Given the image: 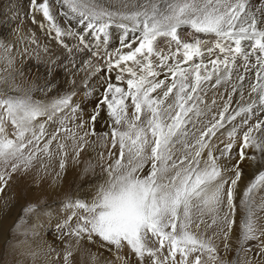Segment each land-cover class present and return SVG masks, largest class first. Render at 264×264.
Masks as SVG:
<instances>
[{
    "label": "snow or ice",
    "instance_id": "obj_1",
    "mask_svg": "<svg viewBox=\"0 0 264 264\" xmlns=\"http://www.w3.org/2000/svg\"><path fill=\"white\" fill-rule=\"evenodd\" d=\"M56 2L30 0L32 23H37L35 14L40 13L69 54L73 49L64 44L65 36L77 38V51L87 49L84 35L57 23L59 12L52 6ZM58 3L66 9L64 16L79 18L86 25L84 31L91 29L98 41L103 33L106 43L109 26L119 21L121 48L106 58L100 57L99 44L92 52L106 59L109 72L118 69L117 83H107L87 122L92 127L82 134L85 121L72 127L66 123L79 110L72 106L74 92L47 103L31 95L0 97V192L12 173L28 170L41 156L51 160L53 142L63 171L68 152L58 140L61 134L65 141H72L78 162L89 143L87 138L97 135L95 124L106 107L109 131L102 138L107 142L110 137L111 148H118V154L109 150L113 162L105 169L107 180L97 187L91 201L66 203L84 215L64 236L75 237L78 246L86 238L124 264H130L128 255H119L125 248L137 264H218L220 253L214 239L222 233L224 250H231L227 241L237 228L241 165L250 160L260 167L239 199L243 215L236 234L237 259L232 264H240L241 250L252 251L244 248L250 241L258 242L257 255H264L260 239L264 231L258 230L256 217L264 210V197L259 203L256 199L264 191V119L260 118L264 116V4L255 7L251 0H117L118 6H105L102 0ZM161 41L167 51L160 47ZM0 50L10 51L3 43ZM0 58L12 64L9 56ZM83 65L92 67L90 60ZM125 83L126 87L120 86ZM209 93L213 94L210 102ZM235 95L240 99L233 109ZM217 99L223 103L221 108H217ZM57 114L62 118L54 133L48 134L45 123L37 125L42 117L55 122ZM245 126L238 159L231 164L236 137ZM222 129L229 142L221 141V148L214 138H219L218 133L224 135ZM248 149L259 156L247 155ZM222 159L228 163L221 165ZM227 172L234 173V178H226ZM34 207L28 206L25 212ZM76 215L73 211L58 229L67 227ZM214 227L219 233L206 236ZM152 242L158 246L151 247ZM73 256V251H66L63 264H74ZM91 259H97L95 253Z\"/></svg>",
    "mask_w": 264,
    "mask_h": 264
},
{
    "label": "rangeland",
    "instance_id": "obj_2",
    "mask_svg": "<svg viewBox=\"0 0 264 264\" xmlns=\"http://www.w3.org/2000/svg\"><path fill=\"white\" fill-rule=\"evenodd\" d=\"M102 3L105 6L107 5L118 6L117 0H102ZM59 7L60 5L54 8V11L59 12V15H57V23L59 24V26L84 35L86 37L85 43H87L89 47L87 49H84L83 51H77V52L75 49L74 52L69 54V52L62 45L64 48L61 51L62 55L60 54V56H58L53 62H49V61L47 62L46 61L47 59L45 58V53L43 52V48H44L43 32H45V29L48 28V22L46 20L44 21V19H43L44 22H40L42 15H40V13H36L35 18H37L36 21H38L37 22L38 24L32 23L31 12H30L31 11L30 0H0V21H1L0 43H3L7 48L10 49L8 53H5L3 50H0V57L9 56L12 59V64L9 66L5 59L0 58V97H7L9 95L11 96L31 95V97L34 100L43 101L47 103L54 98L62 97L66 94L74 92L75 95L73 96V98L74 97L77 98L83 104L81 103L78 112L75 114V118L69 119L66 122L68 127H72L75 124H79L81 121L86 122L87 119L85 118V116H90L92 114L93 110L97 106L96 103H98L105 88L107 87V83L109 82L117 83L115 77L118 74V69H113L112 72H109V70L107 69L106 59H101L92 56V52L97 51V47H96L97 44L101 45L102 43L101 46L103 47L104 45V48L101 50L99 48L100 57L106 58L109 53H114L116 49H119L121 47V38L123 35L122 34L117 35V33L112 32L111 30H109L110 29L109 28L107 30L108 36L106 43L104 42L102 33H101V40L98 41L95 38V35L92 33L91 29L84 31L86 26L85 24L79 23V18H74L71 14L68 16H64L63 15L64 10L63 9L61 10V7L60 8ZM14 16L16 17V19L14 18ZM19 16L22 17L20 18ZM4 18L7 20H5ZM118 23L119 21H116L113 24H117V25H113V24L112 25L118 26ZM40 24H43L44 27H40ZM13 25H15L14 27L17 30L13 27ZM112 25H110L109 27H111ZM130 37L131 36L129 34L128 37L129 41L132 40ZM64 38L70 40L73 39L72 40L73 42L78 41L77 38L72 36H65ZM65 39L63 40L64 44H67V46L71 47V43H67ZM33 40L35 42H33ZM160 47L167 51L163 41H161ZM25 49L27 51H25ZM86 60L91 61V65H92L91 68H87L86 66L83 65V61ZM23 63L25 64L23 65ZM241 63L243 62L241 61ZM27 65L29 66V68ZM96 66L100 68L99 72L94 71V69L97 68ZM80 72L83 73L80 74ZM84 72L86 73V76ZM127 78L129 77L125 76V80ZM160 78L162 79L163 76H161ZM120 86L126 87V83L121 84ZM43 91L45 92V94ZM220 92L223 93L224 90L221 89ZM41 94L42 96H40ZM212 95H213L212 93H209L208 95L209 102L212 99ZM78 96L80 97V99ZM233 98L234 99H233L232 108L235 109L237 107L235 102L238 101L240 97L239 95H235ZM224 99H227V97L224 96ZM222 106H223L222 101L220 99L219 100L217 99V108H221ZM65 114L71 116V113L68 112L67 110L65 111ZM57 116H58L57 120L59 121V119L62 117L60 116V114H57ZM260 118L264 119V116H261ZM254 122H255V118H253V120L250 121V124ZM39 123H45L46 126V124L49 122L47 121L46 117H42L38 119L37 125ZM236 123H240L239 118H237ZM87 124L88 123L86 122L84 129L88 128ZM228 128L229 126L226 125V129ZM84 129L80 130L81 134L83 133ZM223 130L224 129H222L221 132H223L224 135H220V133H218L219 138L218 139L214 138V142L215 143L217 142L216 144L221 148L223 147V143H221V141H223L224 143L229 142L226 137L227 136L226 130L224 131ZM246 130H247L246 126L241 128L240 132L237 135L235 146L236 145L238 146H236L237 148L234 146L232 150L233 159L230 162L231 164H234L232 162L238 159L237 153L239 151L241 137L243 132ZM8 131L9 133H11L12 131L11 125H8ZM58 140L66 144V151L70 153L69 148H67V146H70L71 149H73L72 146L70 145L72 144L71 143L72 141L71 140L65 141L63 139V134H61L58 137ZM91 143L94 145L95 144L100 145V148L102 149L105 147L106 144L105 140H103L100 136H96V140H93L92 142L90 141L88 145L85 146V150L82 152L83 155L82 154L80 155L83 160L87 161L82 167V170L79 171L77 170V172L76 169H74L75 171H69L63 187L59 191H56L55 194L49 195V193L47 192L48 187H50V184L52 182L54 174L44 173L42 175L44 177L43 191L45 193L43 192L41 196L35 198L34 201L27 203V207L30 205H35V207L31 212H25L24 217L21 218L20 220V224L19 223L17 224L19 225V228L15 227L16 230L15 228H13L9 232V235H11V233L15 235H17L16 233L21 234L23 235L22 236L23 238L16 241V243L8 242L9 245L5 246V250L2 253V256L0 257V264H10V263L11 264H63V255L66 251L74 252L73 261L76 264H99L97 260L93 261L91 259L92 253L96 254L97 259L101 255H104L105 256L104 258L109 257L108 258L109 261L106 264H118V260L115 258V254L113 255L112 253L105 251L103 248L98 247L97 245L89 244L86 238L82 240L78 246L75 237H69L63 235L64 232H67L71 228H74V226H76V223L78 222V218L80 215H84V213L79 209L67 208L65 206L66 203L70 200L74 202L77 199L84 201H91L92 197L95 196L96 194L95 192L97 190V187L100 184L105 183V181L107 180V174L105 172V169L107 168L109 163L106 161L104 162V156L102 157L101 153H99L98 155L97 154H93L92 156L89 155L87 148L91 146ZM42 146H43V142L41 143V147ZM52 149L54 155L60 157L58 153L56 154L57 152L56 142H53ZM252 154L253 155L256 154L257 156H259L258 153L255 152V150L250 152L249 156H251ZM42 158L45 159V156ZM67 158H69V156H67ZM222 160H220L221 165L228 163L226 160L223 161ZM251 164H253V167H256V170H258L260 167L258 163H254L251 161ZM246 165L248 164L241 165V167L243 168V172L246 171L247 168ZM0 168H2V166H0ZM243 174L245 175L243 177L244 180L243 187L239 194L236 192V194L238 195L236 200L237 230H239V222L243 215V212L240 210L239 207V199L242 197L243 189L246 187L247 183L252 178L251 176L247 175V172ZM225 175L226 178H234V173L232 172H227ZM36 176L37 173L33 171V167L29 168L26 171L23 170V168H21L17 170V172L12 173L11 179L13 180V182L10 179L8 181V184H11L10 182H12L14 184L20 185L19 188L17 187L18 188L17 196L23 199L25 198V194L27 192V186H29V188L34 187V184L37 182L38 178ZM33 180L35 182H33ZM261 197H264V191H261L257 194L256 197L257 203L260 202ZM50 198L51 200H49ZM73 211L77 213L76 217H74L69 222L67 227L58 229L57 226L63 225L64 221L67 220L68 217L72 215ZM256 217H257L258 230L264 231L263 230L264 210L257 212ZM208 222L210 223V219L208 220ZM193 231H196L195 227H193ZM203 231L204 229L202 226L200 232L202 233ZM214 232L219 233V229L215 227L209 229L206 233V236H212ZM260 239L264 241L263 236H261ZM225 242L226 241L224 240L222 233L217 235L216 238L214 239V243L217 246V249L220 253V261L218 262V264H220V262H226V264H232V262L237 259L236 250L239 247V245L236 241V236L234 235L230 236L229 240L227 241V243L231 245L230 251L226 252L224 250ZM11 243L13 244L11 245ZM150 246L157 247L158 245L155 242H152ZM12 248L16 251L13 252ZM244 248H251L252 251H248V252H245L243 250L240 251L241 253V254L239 253L240 264L242 263L247 264V262L249 261L251 262V264H264V255H257V253L259 252L258 242L250 241L244 245ZM33 253H35V255H33ZM123 254L128 255L130 264H137L135 256L132 255L127 248H125L122 252L119 253V255L121 256H124ZM164 254L166 255L167 252L165 251ZM254 258L256 260V263L253 262ZM120 261L121 264H124L123 260ZM101 264H104L103 261ZM205 264H208V262L205 261Z\"/></svg>",
    "mask_w": 264,
    "mask_h": 264
},
{
    "label": "bare ground",
    "instance_id": "obj_3",
    "mask_svg": "<svg viewBox=\"0 0 264 264\" xmlns=\"http://www.w3.org/2000/svg\"><path fill=\"white\" fill-rule=\"evenodd\" d=\"M58 2V0H57ZM252 2V5L255 6V7H259L261 6V4H264V0H251ZM24 6V5H23ZM53 9L57 6H59V3H53ZM61 7V6H60ZM59 7V8H60ZM21 8V7H20ZM26 9V8H25ZM66 10L65 8L61 7V10ZM29 11V10H28ZM31 12V11H30ZM38 15V14H37ZM41 15V14H40ZM3 16V15H2ZM12 16V15H10ZM6 17V16H5ZM20 18L22 16H19ZM14 18L16 19V17L14 16ZM40 18V17H39ZM5 19V18H4ZM37 19V18H36ZM7 20V19H5ZM12 20V19H10ZM45 21V20H44ZM43 21V17L40 19V22H44ZM1 22V21H0ZM38 22V21H37ZM7 23V22H6ZM9 24V23H8ZM16 24V23H15ZM18 24V23H17ZM38 24V23H37ZM15 25H13L14 27ZM17 26V25H16ZM19 26V25H18ZM39 26V25H38ZM86 26V25H85ZM84 26V27H85ZM15 28V27H14ZM110 28V29H109ZM108 29L111 30L112 32H115L117 33V35H123V30L118 27V26H111L109 27ZM16 29V28H15ZM45 29V28H44ZM17 30V29H16ZM29 30V29H28ZM11 33V32H10ZM114 33V34H115ZM44 34V48H43V52L45 53V58L47 59L46 61L48 62H53L58 56H60L61 54V51L64 49L62 44H59L60 42L55 38V32L54 31H49V29H45V32H43ZM103 34V33H102ZM110 36V35H109ZM112 36V35H111ZM130 38L132 39L133 38V34L130 33ZM202 37L204 39H208V36L206 34H202ZM64 38V37H63ZM65 39V38H64ZM63 39V40H64ZM110 39V38H109ZM8 40V39H7ZM73 40V39H72ZM72 40L70 39H65V41L67 43H71V47L68 46V48H72L74 52L75 49H76V46L78 45V41L77 42H73ZM115 41V40H114ZM9 42V41H8ZM12 42V41H11ZM15 45V44H14ZM43 45V43H42ZM102 45V43H101ZM99 44V48L100 50L104 48V45L103 47ZM119 45V44H118ZM163 45V44H162ZM115 46V45H114ZM17 47V46H16ZM102 47V48H101ZM110 47V46H109ZM112 47V46H111ZM15 48V47H14ZM118 48V47H117ZM121 48V47H120ZM164 48V47H163ZM45 49H47V51H45ZM66 49V48H65ZM109 49V48H108ZM114 49V48H113ZM116 49V48H115ZM19 50V49H18ZM67 50V49H66ZM127 49H125L126 51ZM166 51V50H165ZM77 52V50H76ZM25 53V52H23ZM26 55V54H25ZM62 55V54H61ZM80 55V54H79ZM24 57V56H23ZM68 58V57H67ZM18 59V58H17ZM24 59V58H23ZM17 61V60H16ZM24 61V60H23ZM27 62V61H26ZM22 63V62H21ZM15 64V63H14ZM25 63H23L24 65ZM22 65V66H23ZM28 66V65H27ZM31 66V65H30ZM62 66V65H61ZM98 66V65H97ZM96 66V67H97ZM23 68V67H22ZM29 68V66H28ZM30 71V70H28ZM80 71V70H79ZM108 71V70H107ZM25 72V71H24ZM23 72V73H24ZM38 72V71H36ZM41 72V71H40ZM78 72V70H77ZM112 72V71H111ZM115 72V71H114ZM83 73V72H82ZM80 72V74H82ZM85 73V72H84ZM89 73V72H88ZM103 75V74H102ZM108 75V74H106ZM83 76V75H82ZM85 76H86V73H85ZM73 77V76H72ZM49 78V77H48ZM70 80V79H69ZM71 82V81H70ZM73 83V82H72ZM90 83V82H89ZM100 83V82H99ZM87 86V84H86ZM93 88V87H92ZM53 89V88H52ZM86 91V90H85ZM105 91V90H104ZM44 92V91H43ZM42 93V92H41ZM47 93V92H46ZM93 93V92H92ZM43 94V93H42ZM42 94L40 96H42ZM45 94V92H44ZM48 94V93H47ZM79 94V93H78ZM97 94V93H96ZM81 95V94H80ZM92 96V95H91ZM94 96V94H93ZM92 96V97H93ZM79 97V96H78ZM80 99V97H79ZM93 99V98H92ZM209 99V98H208ZM234 99V98H233ZM88 100V99H87ZM219 100V99H218ZM220 102V101H219ZM81 101H79L77 98H72V106H79L81 105ZM83 104V103H82ZM85 105V104H84ZM97 105V103H96ZM235 105V104H234ZM236 106V105H235ZM93 113V112H92ZM79 114V113H78ZM81 114V113H80ZM87 114V113H86ZM88 115V114H87ZM89 117L90 116H85V118L87 119L86 122L89 121ZM110 123V121H108V117H107V109L106 107L104 108L103 111H101L100 113V117L99 119L97 120L96 124H95V130H96V133L97 135L96 136H100L102 138V134L104 132H107L109 131V128L107 127V123ZM59 121L56 120L55 122H49L46 124V129H47V132L50 134L54 133L56 131V129L58 127H60V125L58 124ZM58 124V125H57ZM87 127L88 128H85V130H88L92 127V125L90 123L87 124ZM224 131V130H223ZM96 136H89L87 139L89 140V142L93 141V140H96ZM221 137V136H220ZM227 137V136H226ZM237 138V137H236ZM103 139V138H102ZM223 139V138H222ZM104 140V139H103ZM238 140V139H237ZM225 141V140H224ZM219 142V141H218ZM226 142V141H225ZM72 143V142H71ZM217 143V142H216ZM238 144V143H237ZM72 146V144H70ZM238 146V145H236ZM235 146V147H236ZM67 148H69V151L70 153H68V156L69 158L66 157V164H65V168L63 169V171H61L60 167H59V161H60V157H57L56 155H53L52 159L49 160L48 157L45 156V159H43L42 157H39L38 160L34 163V165L32 166L33 167V171L35 173H37V182L34 184V187H30L27 186V192L25 194V198H21V197H18L17 196V193H18V188L20 187V185L18 184H14L12 182H10L11 184H8L7 187L5 188V190L3 192H0V257L2 256V253L4 252L5 250V246H8V242H13V243H16V241H18L19 239L23 238L21 234H18L16 233L17 235L11 233V235H9V232L17 227V224L19 223L20 224V220L21 218L24 217L25 215V209L27 208V203L28 202H32L35 200V198H37L38 196H41V194L44 192L43 191V188H44V181H43V174L44 173H50V174H54L53 176V179H52V182L50 184V187H48V190L47 192L50 194H55L56 191H59L64 183H65V180H66V177L69 173V171H75L74 169H76V172L77 170H82V167L84 166L85 162H87L86 160H83L81 158V156L79 157V161L76 162L74 160V150L71 149L70 146H67ZM73 148V147H72ZM237 148V147H236ZM109 150H111L112 152L118 154V148L117 149H112L111 148V140L110 138L108 139V141L106 142L105 144V147L102 149L100 148V145H97V144H92L91 143V146L87 148V151L89 153V155H93V154H103L104 156V162H108L109 164L113 162V158H109ZM237 150V149H236ZM254 149H248L247 150V155H250V152H252ZM57 154V152H56ZM82 154V153H81ZM83 155V154H82ZM253 155V154H252ZM256 155V154H255ZM259 155V154H258ZM95 157V156H93ZM71 158V159H70ZM85 158V157H84ZM223 161V160H222ZM235 161H233L232 163H235ZM244 164H248L246 165L247 168H246V171L243 172V173H246L247 172V175L249 176H253L254 174V171H256V167H253V164H251V161L248 160V161H245ZM252 166V167H251ZM74 174V173H73ZM73 176V175H72ZM245 175L243 174V177ZM248 176V177H249ZM243 177H242V180L239 182L238 186H237V190L236 192L239 194L241 192V189L243 187ZM46 178V176H45ZM21 179V178H20ZM68 180V179H67ZM33 182H35L33 180ZM46 185V184H45ZM48 185V184H47ZM18 187V188H17ZM47 189V188H46ZM64 189V188H63ZM20 190V189H19ZM46 192V193H47ZM90 192V191H89ZM45 193V192H44ZM96 193V192H95ZM43 196V195H42ZM88 196V195H87ZM236 196H238L236 194ZM42 199V197H41ZM53 199V198H52ZM40 200V199H39ZM51 200V198L49 199ZM53 216V215H52ZM27 217V216H26ZM55 217V215H54ZM264 219V218H263ZM23 220V219H22ZM263 222V221H262ZM75 227V226H74ZM16 230V228H15ZM264 230V229H263ZM14 232V231H13ZM238 233V230L236 228V232L233 234L234 236H236V234ZM264 238V236H263ZM72 239V238H71ZM11 243V245L13 244ZM43 243V242H42ZM45 243V242H44ZM43 246V245H42ZM48 246V245H46ZM77 247V246H76ZM253 247V246H252ZM78 248V247H77ZM255 248V247H254ZM11 249V248H10ZM7 250V249H6ZM12 251H16L12 248ZM99 251V249H98ZM97 251V252H98ZM237 251V250H236ZM10 252V251H9ZM7 252V253H9ZM237 253V252H236ZM12 254V253H11ZM32 254V253H31ZM113 254V253H112ZM241 254V253H240ZM239 254V255H240ZM114 255V254H113ZM124 255V254H123ZM15 256V255H14ZM13 256V257H14ZM28 256V255H27ZM10 257V256H9ZM8 257V258H9ZM12 257V259H13ZM31 257V256H29ZM97 257V256H96ZM105 256L104 255H101L99 256L98 259H96L99 264L103 263L106 264L109 260L107 258H104ZM7 258V257H6ZM177 259H179V256L177 257ZM134 260V259H133ZM255 260V258H254ZM253 262L256 263V260ZM137 262V261H136ZM258 262V261H257ZM11 264V263H10ZM76 264V263H74ZM118 264H121V261L118 260ZM243 264V263H242Z\"/></svg>",
    "mask_w": 264,
    "mask_h": 264
}]
</instances>
